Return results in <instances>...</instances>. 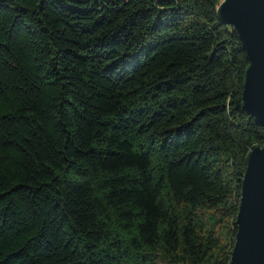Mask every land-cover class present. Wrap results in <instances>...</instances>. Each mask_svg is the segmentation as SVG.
Returning <instances> with one entry per match:
<instances>
[{"label":"trees","instance_id":"1","mask_svg":"<svg viewBox=\"0 0 264 264\" xmlns=\"http://www.w3.org/2000/svg\"><path fill=\"white\" fill-rule=\"evenodd\" d=\"M222 0H0V264H229L246 53Z\"/></svg>","mask_w":264,"mask_h":264},{"label":"water","instance_id":"2","mask_svg":"<svg viewBox=\"0 0 264 264\" xmlns=\"http://www.w3.org/2000/svg\"><path fill=\"white\" fill-rule=\"evenodd\" d=\"M217 16L237 34L248 60L242 109L264 128V0H223ZM229 264H264V145L252 146L246 156Z\"/></svg>","mask_w":264,"mask_h":264},{"label":"rangeland","instance_id":"3","mask_svg":"<svg viewBox=\"0 0 264 264\" xmlns=\"http://www.w3.org/2000/svg\"><path fill=\"white\" fill-rule=\"evenodd\" d=\"M223 1V0H222Z\"/></svg>","mask_w":264,"mask_h":264}]
</instances>
